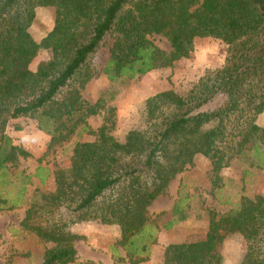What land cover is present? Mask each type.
<instances>
[{"label":"trees","instance_id":"trees-1","mask_svg":"<svg viewBox=\"0 0 264 264\" xmlns=\"http://www.w3.org/2000/svg\"><path fill=\"white\" fill-rule=\"evenodd\" d=\"M54 8L52 28L36 41L29 27L35 7ZM151 35L163 36L169 50ZM107 37L109 56L101 72L110 80L132 79L172 66L189 56L198 37L227 45L220 68L207 69L186 95L166 89L144 103L145 128L130 129L122 139L112 134L113 113L96 129L88 117L103 104L83 95L97 75L90 58ZM40 49L50 57L31 64ZM213 104V106H211ZM264 0H0V212L25 206L20 227L44 248L38 264H71L74 242L83 236L76 224L115 225L119 261L148 259L156 238L147 224V208L170 181L201 154L210 160L213 181L234 157L253 154L264 168ZM33 119L49 135L47 147L29 174L20 167L29 150L7 134ZM67 165L51 174L43 156L76 135ZM39 184L33 186L31 178ZM179 198L168 226L187 218ZM245 241L240 264H264V195L243 197L227 212L209 214L204 238L170 244L164 264H222V245L231 235Z\"/></svg>","mask_w":264,"mask_h":264},{"label":"rangeland","instance_id":"rangeland-1","mask_svg":"<svg viewBox=\"0 0 264 264\" xmlns=\"http://www.w3.org/2000/svg\"><path fill=\"white\" fill-rule=\"evenodd\" d=\"M53 20V7H35V19L29 27L32 37L39 42L52 28ZM150 38L162 49H170L169 42L163 36L151 35ZM111 43L112 38L107 37L90 58L97 75L85 84L83 95L92 103L100 100L103 104L99 114L88 117L87 124L96 129L103 123V118L112 112L115 118L112 134L119 139L130 129L145 128L144 103L148 97L166 89L186 95L207 69L223 65L227 49L220 39L198 37L193 41L189 56L174 62L172 66L161 67L132 79L110 81L101 68L109 56ZM49 57L48 49H40L31 68L35 69L40 60ZM256 123L264 127V111L257 115ZM16 124L27 126L24 131L26 139L21 131L19 136L27 144L24 147L34 152L31 157L21 161L20 167L33 174L38 165L36 159L45 152L49 135L37 128L36 120L20 119ZM12 127L9 131H13ZM90 140H93V136L89 134L74 135L70 141L48 151L43 156L42 164L47 162V166L52 168L54 164L67 165L74 142ZM254 160L251 153L234 157L229 166L220 170L217 183L213 181L210 160L203 155L196 157L192 165L178 173L166 191L147 208V224L156 241L150 246L148 259L138 264H164V250L168 245L204 238L210 213L221 215L236 207L243 197L264 195V168L253 165L251 162ZM31 182L33 186V182L39 184L36 177H32ZM50 188L49 185L44 187L47 190ZM179 198L183 201L187 218L167 227L172 219V205ZM25 209V206H19L0 212V264H38L44 248L51 245L38 243L35 237L20 227ZM72 230L83 237L74 242L76 258L71 264H125L119 261L125 252L117 244V226L83 222L74 225ZM97 240L104 247H98ZM107 246L108 250L105 251ZM244 253L245 241L240 235L227 237L222 245V264H240Z\"/></svg>","mask_w":264,"mask_h":264},{"label":"crops","instance_id":"crops-1","mask_svg":"<svg viewBox=\"0 0 264 264\" xmlns=\"http://www.w3.org/2000/svg\"><path fill=\"white\" fill-rule=\"evenodd\" d=\"M26 124H27V123H26ZM11 125H12V124L9 123V124L7 125V127H6V132H7V134L13 139V142H14V143H16V144H20V145H22L23 147L26 146L27 144H26L25 142H22V139H21V137L19 136V132H20V131L23 132V138H25L26 135H24V131H25V128H26L27 126L24 125L23 129H22V130H19V131L14 130L13 127H12L13 131H9ZM33 127H34V124H33ZM18 137H20L21 140H20ZM27 137H28V136H27ZM25 139H26V138H25ZM45 142H46V141H45ZM26 147H27V146H26ZM24 148H25V147H24ZM26 149H27V148H26ZM27 150H29V149H27ZM29 151H30V150H29ZM41 152H42V151H41ZM31 153H34V152H31ZM39 153H40V152H39ZM200 156H202V155H201V154H197V155H195L194 160L196 159V157H200ZM49 168H50L51 174H50V176L48 177V179L46 180L45 185H49V186L52 188V186H53L52 167L49 166ZM33 183H34V185L36 186L38 182H33ZM76 225H77V224H76ZM95 242H96V244L98 245V247H99V246L104 247V244H103L102 242H100V240H97V241H95ZM107 250H108V246H107V248H105V251H107ZM151 257H152V255H151Z\"/></svg>","mask_w":264,"mask_h":264}]
</instances>
